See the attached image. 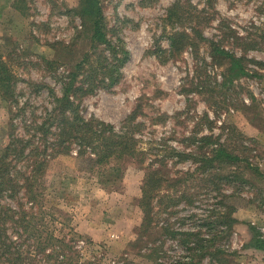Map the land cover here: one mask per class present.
<instances>
[{"label": "rangeland", "instance_id": "1", "mask_svg": "<svg viewBox=\"0 0 264 264\" xmlns=\"http://www.w3.org/2000/svg\"><path fill=\"white\" fill-rule=\"evenodd\" d=\"M96 1L102 40L80 0L0 6V158L28 168L0 264H182L194 236L200 264H264V0Z\"/></svg>", "mask_w": 264, "mask_h": 264}, {"label": "trees", "instance_id": "2", "mask_svg": "<svg viewBox=\"0 0 264 264\" xmlns=\"http://www.w3.org/2000/svg\"><path fill=\"white\" fill-rule=\"evenodd\" d=\"M77 13L80 15L81 18H83L84 20H91L92 23V27H93V33L94 34H98V36L100 37V40H102V34H101V13H100V8L97 4L96 0H80V7L77 10ZM50 66L53 67L54 64H56L57 62L55 61H51L48 62ZM9 74V71L6 70V67L4 65L3 62L0 63V94H2L3 98L8 99L9 101L11 100H15L14 96V88H15V84L13 82H11V79L9 78L10 76L6 75ZM92 89V88H91ZM76 92H74V90H69V87L66 89V91H64V94H62L64 100H65V107H63L62 111H61V115H65L66 112H69L67 110H69L70 108L73 107L72 103L69 102V97L70 96H74L75 97ZM59 102V101H58ZM11 103V102H10ZM73 109V108H72ZM64 120L66 121L64 126L67 130H69L71 133L72 132H82V134L87 132L86 130H84L85 127H87V131L89 132V126H87V124H82V127H79L76 124V119H73V123H70L67 118ZM63 120V121H64ZM64 123V122H63ZM99 125H101L99 123ZM103 125V124H102ZM97 131V134H96ZM102 134V126H99V129L95 130V137L96 138H100L99 136ZM85 139V138H84ZM112 137H108L106 138L107 141L103 142L105 143L104 145V149L105 152L102 153V155H98V157L95 158V163L97 165L102 164L105 160L109 159L110 157L114 156V149H121L125 151V147L124 144H126L124 142V144L120 143L119 140H112ZM87 140V141H85ZM85 140H81L82 143H84L85 145H91L90 144V140L88 138H86ZM111 141V142H109ZM112 143V144H111ZM114 144V145H113ZM11 146H8V150ZM10 152H14L13 150ZM9 152L7 151V154ZM22 151H20L18 154H16L17 156L21 157L22 156ZM18 157V158H19ZM88 159L90 160V157H88ZM18 160V159H16ZM22 166V165H21ZM21 166H14L13 161H6L5 162V158H0V195L2 193H6V192H10V194H12V192H15V189L12 188V186L14 187L16 184H14L13 176L16 179L22 178V174L23 177H25L26 179V173L28 168L27 167H22ZM20 168V169H19ZM34 172V176L35 178H37L36 174H40L42 172V168H38V166H36L35 170H33ZM19 174V175H18ZM30 174V171H29ZM27 178H29L27 176ZM154 181V172L151 171L149 173L146 174L144 182L142 184V188H141V193H142V198L143 196L148 193L147 190L152 187V183ZM18 188L20 189L21 186L18 185ZM31 200V198H29ZM33 204V203H32ZM143 211L148 215L150 208L148 207V202L145 201L144 202V206H143ZM1 213V212H0ZM2 213H7V211H2ZM7 220V215H4L2 218H0V233L5 241V224ZM230 221H233L230 219ZM3 232V233H2ZM4 235V236H3ZM214 237H207V238H196V236H194L193 238L186 240V241H179L178 245L182 248V253H183V263L182 264H200L202 261L203 257H206L205 252L200 255L201 250H204L203 245L201 242H208L209 246L213 248L212 246L214 245ZM262 245H264V242H261ZM264 249V246H263ZM230 252V251H228ZM209 264H212V262H209Z\"/></svg>", "mask_w": 264, "mask_h": 264}, {"label": "crops", "instance_id": "3", "mask_svg": "<svg viewBox=\"0 0 264 264\" xmlns=\"http://www.w3.org/2000/svg\"><path fill=\"white\" fill-rule=\"evenodd\" d=\"M2 1H4L3 3H2ZM14 1L15 0H1L0 1V4H2V5H0V6H2V8H8V9H10V8H12V9H14L15 10V8H14Z\"/></svg>", "mask_w": 264, "mask_h": 264}, {"label": "built area", "instance_id": "4", "mask_svg": "<svg viewBox=\"0 0 264 264\" xmlns=\"http://www.w3.org/2000/svg\"><path fill=\"white\" fill-rule=\"evenodd\" d=\"M263 233H264V230H263Z\"/></svg>", "mask_w": 264, "mask_h": 264}]
</instances>
